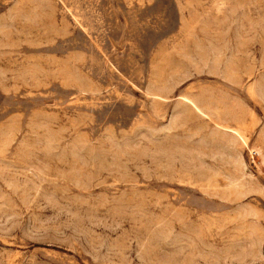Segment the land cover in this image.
<instances>
[{
  "label": "rangeland",
  "instance_id": "obj_1",
  "mask_svg": "<svg viewBox=\"0 0 264 264\" xmlns=\"http://www.w3.org/2000/svg\"><path fill=\"white\" fill-rule=\"evenodd\" d=\"M0 264H264V0H0Z\"/></svg>",
  "mask_w": 264,
  "mask_h": 264
}]
</instances>
